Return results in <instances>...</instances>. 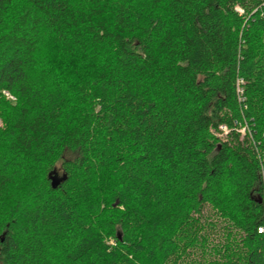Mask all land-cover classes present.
<instances>
[{
	"label": "trees",
	"instance_id": "obj_1",
	"mask_svg": "<svg viewBox=\"0 0 264 264\" xmlns=\"http://www.w3.org/2000/svg\"><path fill=\"white\" fill-rule=\"evenodd\" d=\"M0 264H264V0H0Z\"/></svg>",
	"mask_w": 264,
	"mask_h": 264
},
{
	"label": "rangeland",
	"instance_id": "obj_2",
	"mask_svg": "<svg viewBox=\"0 0 264 264\" xmlns=\"http://www.w3.org/2000/svg\"><path fill=\"white\" fill-rule=\"evenodd\" d=\"M42 54H43V52H42ZM9 101H12V100H9ZM77 155H76V153H71V152H65V154L63 155V158H62V160L61 161H59L57 164H56V166H55V168L57 169V171L59 172V175H61L62 174V171H61V163H62V161H64V160H72L73 158H75ZM109 244H113V241H110L109 242Z\"/></svg>",
	"mask_w": 264,
	"mask_h": 264
},
{
	"label": "built area",
	"instance_id": "obj_3",
	"mask_svg": "<svg viewBox=\"0 0 264 264\" xmlns=\"http://www.w3.org/2000/svg\"><path fill=\"white\" fill-rule=\"evenodd\" d=\"M2 95L5 96L6 99L14 101V98L11 95H9V93L2 91Z\"/></svg>",
	"mask_w": 264,
	"mask_h": 264
},
{
	"label": "water",
	"instance_id": "obj_4",
	"mask_svg": "<svg viewBox=\"0 0 264 264\" xmlns=\"http://www.w3.org/2000/svg\"><path fill=\"white\" fill-rule=\"evenodd\" d=\"M52 186H53V188H55V187H56V185H54V183H53V185H52Z\"/></svg>",
	"mask_w": 264,
	"mask_h": 264
}]
</instances>
